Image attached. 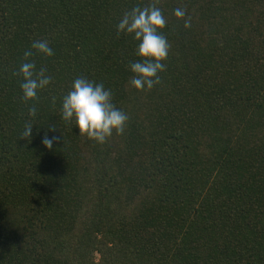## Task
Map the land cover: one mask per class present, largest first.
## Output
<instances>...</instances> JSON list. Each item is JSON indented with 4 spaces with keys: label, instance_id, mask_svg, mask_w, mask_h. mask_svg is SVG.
Masks as SVG:
<instances>
[{
    "label": "trees",
    "instance_id": "trees-1",
    "mask_svg": "<svg viewBox=\"0 0 264 264\" xmlns=\"http://www.w3.org/2000/svg\"><path fill=\"white\" fill-rule=\"evenodd\" d=\"M155 2L166 70L137 91L116 26L153 0H0V264H264V0ZM30 49L53 81L25 104ZM79 76L111 89L123 135L97 144L61 119Z\"/></svg>",
    "mask_w": 264,
    "mask_h": 264
},
{
    "label": "clouds",
    "instance_id": "clouds-1",
    "mask_svg": "<svg viewBox=\"0 0 264 264\" xmlns=\"http://www.w3.org/2000/svg\"><path fill=\"white\" fill-rule=\"evenodd\" d=\"M173 14L178 20L184 21L186 29L190 27V20L184 19V9L176 8ZM166 23L162 10L153 0L149 6H136L126 11L116 26L118 36H131L137 42L136 55L139 59L129 66L132 73L130 83L137 91H150L161 83L160 73L166 70L165 61L170 49L166 36L162 34ZM31 49L45 57L54 55V50L47 40L34 41ZM31 49L25 51V59L18 73L22 77L20 89L25 104L35 101L39 91L48 88L53 81L45 68L37 70L36 64L29 59L33 55ZM52 102L55 104V97ZM28 114L31 117L37 115L34 103L28 108ZM61 119L69 123L74 122L79 138L103 145L113 133L118 136L124 134L129 117L112 102L111 89L105 88L103 83L79 76L74 79L70 90L62 98ZM33 126L32 122L25 124L22 139L31 138ZM52 130L55 131V127H52ZM57 139L56 136L45 135L42 143L46 149L52 150Z\"/></svg>",
    "mask_w": 264,
    "mask_h": 264
}]
</instances>
